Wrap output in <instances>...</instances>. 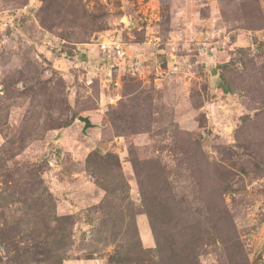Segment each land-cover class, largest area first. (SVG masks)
<instances>
[{"label":"rangeland","instance_id":"1","mask_svg":"<svg viewBox=\"0 0 264 264\" xmlns=\"http://www.w3.org/2000/svg\"><path fill=\"white\" fill-rule=\"evenodd\" d=\"M0 264H264V0H0Z\"/></svg>","mask_w":264,"mask_h":264},{"label":"built area","instance_id":"2","mask_svg":"<svg viewBox=\"0 0 264 264\" xmlns=\"http://www.w3.org/2000/svg\"><path fill=\"white\" fill-rule=\"evenodd\" d=\"M99 49L103 52H105L106 50H113L115 51V53L119 56L122 57L124 55V50L121 47V44L119 43V41L115 40V36H109L106 38H103L99 43ZM110 82L117 85L118 81H112V79H110Z\"/></svg>","mask_w":264,"mask_h":264},{"label":"water","instance_id":"3","mask_svg":"<svg viewBox=\"0 0 264 264\" xmlns=\"http://www.w3.org/2000/svg\"><path fill=\"white\" fill-rule=\"evenodd\" d=\"M214 75H216L214 73V71H211L210 72V77H213ZM77 119L83 123L82 133H84V134L86 133L87 128H90V127L94 126V124L91 123V121H90L88 116L78 115Z\"/></svg>","mask_w":264,"mask_h":264}]
</instances>
